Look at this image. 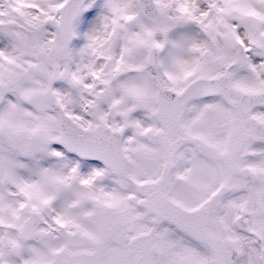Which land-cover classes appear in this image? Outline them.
I'll return each mask as SVG.
<instances>
[{"label": "snow or ice", "instance_id": "6c2138e0", "mask_svg": "<svg viewBox=\"0 0 264 264\" xmlns=\"http://www.w3.org/2000/svg\"><path fill=\"white\" fill-rule=\"evenodd\" d=\"M0 264H264V0H0Z\"/></svg>", "mask_w": 264, "mask_h": 264}]
</instances>
